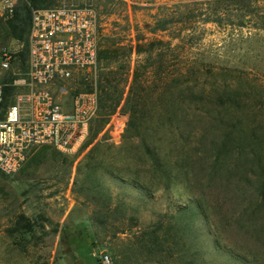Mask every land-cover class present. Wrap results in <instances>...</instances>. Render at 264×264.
I'll list each match as a JSON object with an SVG mask.
<instances>
[{"label":"rangeland","instance_id":"obj_1","mask_svg":"<svg viewBox=\"0 0 264 264\" xmlns=\"http://www.w3.org/2000/svg\"><path fill=\"white\" fill-rule=\"evenodd\" d=\"M12 1L16 4L18 0ZM238 1L91 0L102 42L124 35L135 39L138 34L170 40L175 49L167 55L166 64L172 70L195 61L201 71L193 75L196 84L189 83L198 91L210 90L212 85L218 91L245 87L251 105L257 102L254 96L262 93L257 119L239 118L244 126L254 124L264 130V30L259 28L264 21V0ZM212 18L220 20L208 21ZM157 19L170 22L167 30L154 34L150 29ZM21 48L20 42L12 40L3 51L15 53ZM137 61L134 53L132 69ZM85 76L90 82L96 70ZM68 86L72 92L79 85L73 80ZM93 91L97 89L80 93ZM176 96L175 100L172 95L153 98L147 105L160 107L159 116L168 102L175 101L206 112L201 108L204 103ZM209 106L212 115L203 113L194 126L181 124L184 139L156 116L145 118L138 133L125 137L129 115L118 108L88 143L90 127L76 153L66 154L46 144L29 154L19 172L0 174V264H102L103 255H109L114 264H190L191 252H184L181 242L174 257L156 260L142 247L141 231L159 220L168 228L174 223L173 214L197 199L205 204L209 218L200 214L194 221L198 235L191 240L196 241L194 250L201 253L193 264H264V213L254 217L250 209L254 200L250 176L257 171L252 163L254 148L245 150L249 157L235 150L216 163L218 151L211 139L237 121H232L223 106L214 102ZM239 110L245 112L247 107ZM94 120L91 126L95 129ZM121 122L124 131L116 143L113 131ZM195 129L193 136L190 132ZM143 138L164 147L170 159L167 175L153 168ZM29 221L33 224L30 231L25 228ZM236 255L244 257V262L236 260Z\"/></svg>","mask_w":264,"mask_h":264},{"label":"trees","instance_id":"obj_2","mask_svg":"<svg viewBox=\"0 0 264 264\" xmlns=\"http://www.w3.org/2000/svg\"><path fill=\"white\" fill-rule=\"evenodd\" d=\"M56 5H58L56 0H18L12 16L6 17L0 12V55L12 40H16L22 44L21 50L12 53L14 57V68L20 69L21 72L27 71L33 9L53 7ZM219 20V18L208 19V21L214 22H218ZM169 22L168 19H157L155 25L150 30L154 34L158 31H165L168 29ZM259 28L264 30V21ZM124 36L117 39H109L108 37L104 42L100 39L98 63L95 69L96 77L92 78L90 82L87 81L85 75H80L75 79V83L79 86L72 90V95L86 90H94L95 88L98 93L99 117L94 120L96 122L95 129L93 125L91 126V135L88 143L99 134L103 126L109 121L111 115L118 108H121L129 115L125 137H128L132 133H138L145 118L150 117L151 119L156 116V118L161 117L159 119L164 120L165 125L173 133H176L175 135L179 134L180 139H184L185 135L181 124L184 122L194 126L199 121V118L203 117V113L204 115H212V108L209 104L214 102V105L217 107L220 105L223 106L225 112L232 118L233 122L237 121L232 128L226 126L225 129H222L219 137L217 136L211 139V144L218 151L216 163L226 159L225 157L227 156H232L235 150L241 151V156L249 157L253 154L252 163L257 167V171L252 177L250 176L253 180L252 196H254V200L250 204V209L254 217L263 214L264 130L254 124L251 127L250 125L244 126V120L239 118L241 116H249L250 119H257L256 116L260 114L259 110L263 103V94L260 93L254 96L257 102L251 105L249 102L250 99L246 97L249 94H246L245 87L240 86L232 90L224 89L221 91L219 89L218 91L217 86L212 85L210 90L205 88L202 89L203 91H198L195 88L196 85L189 83L192 80L196 84V81H193V75L201 71L196 68L195 61H190L187 67L183 65L180 68L172 70L166 64L168 62L167 55L175 49L170 40L158 37L148 39L142 34L136 35L135 39H126ZM134 53L137 55L138 61L132 69L131 59ZM114 65L117 66L114 67ZM209 71L211 72V69ZM11 73V71L6 73L5 79L13 80ZM174 87H177L178 91H172L171 88ZM167 89L168 95H172L171 98L173 100L177 99L176 94H178L182 99L190 96L191 102L204 103L200 107L206 112L201 113L198 106L196 108L187 107L178 105L175 101L172 103L168 102L164 107L165 109L162 108L163 113L159 116L158 113L161 112V108L147 104L153 98L158 100L168 98ZM6 91L12 94L15 91V87H9ZM246 103L251 107L249 113ZM246 107L247 110L245 112L239 110L245 109ZM208 108L211 109L209 110ZM236 109L238 110V115H236V112L234 113ZM224 117L222 116L221 120L222 124L225 125L227 116L224 115ZM195 132L197 130H191L190 133H193L194 136ZM142 140L145 149L153 158V168L157 171L162 170L167 175L168 170L166 166L170 162V159L168 155L163 153L165 152L163 150L164 147L157 145L154 141L149 142L146 138ZM250 147L254 148V151L246 155L245 150ZM241 166L242 161L238 167L241 168ZM164 184L166 185L167 183ZM139 185L149 190L148 186L143 182L140 181ZM99 191L101 192V190ZM192 203V205L189 204L180 207L178 212L173 214L174 223L170 224L168 228H166L164 220H159L142 228V247L148 250L149 254L155 255L156 260L163 262L160 259L161 256L162 258L165 256H169V258L174 257L175 253L178 252L176 246L181 242L182 250L184 252H191L190 264L196 262L197 254L199 255L201 251L198 249L194 250L196 241L191 240L193 236L198 235L197 226L194 221L200 214L205 218H209V216L205 204L200 199L192 201ZM20 218L26 219L24 216ZM130 218L137 220L136 215H131ZM102 222L107 221L104 220ZM25 228L30 231L33 228V224L29 221L25 224ZM215 242L217 243L219 240L215 239ZM243 258L241 255H236V260L242 262L244 260Z\"/></svg>","mask_w":264,"mask_h":264},{"label":"built area","instance_id":"obj_3","mask_svg":"<svg viewBox=\"0 0 264 264\" xmlns=\"http://www.w3.org/2000/svg\"><path fill=\"white\" fill-rule=\"evenodd\" d=\"M1 4L12 16L16 4ZM100 27L91 0H61L33 9L26 72L13 67L12 53H1L0 174L19 172L36 147L51 144L73 154L86 141L99 114L97 91L72 95L68 84L96 69ZM10 71L13 80L5 79ZM123 131V122L115 125L112 140L119 143ZM102 264L114 263L103 255Z\"/></svg>","mask_w":264,"mask_h":264}]
</instances>
